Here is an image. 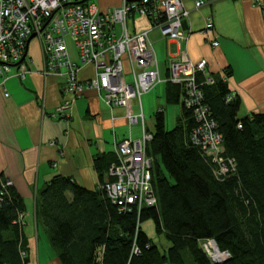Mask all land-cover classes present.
<instances>
[{"label": "trees", "instance_id": "obj_1", "mask_svg": "<svg viewBox=\"0 0 264 264\" xmlns=\"http://www.w3.org/2000/svg\"><path fill=\"white\" fill-rule=\"evenodd\" d=\"M203 74L197 72L196 84L208 119L221 135L223 156L237 164L235 175L216 178L210 158L191 142L198 122L183 102L182 87L165 83L168 90L181 91L180 114L168 130L164 109L157 107L153 113L146 157L152 161L156 206L131 208L124 214L108 201L100 186L107 181L103 176L115 163V153L106 169L100 166L102 159L95 160L99 180L95 190L57 175L37 192V219L61 264H213L201 247L208 240L230 254L219 264H264V114L239 119V99L227 101L232 92L224 78L230 72L208 76L212 84L205 83L208 77ZM3 184L0 264H28L25 205L12 185ZM150 221L169 243L165 254L142 229Z\"/></svg>", "mask_w": 264, "mask_h": 264}, {"label": "crops", "instance_id": "obj_2", "mask_svg": "<svg viewBox=\"0 0 264 264\" xmlns=\"http://www.w3.org/2000/svg\"><path fill=\"white\" fill-rule=\"evenodd\" d=\"M120 4L121 0L94 2L101 11L117 8ZM185 5L192 9L190 1ZM189 16L183 26L188 37L185 42L162 38L157 30L149 33L160 75L168 78V63L175 62L180 53L186 52L193 65L205 63L204 77L230 72L224 79L240 101L239 119L264 114V19L260 10L249 0H217ZM208 16L212 17L215 40L219 42L217 47L210 46L201 36ZM148 27L144 18L131 26L139 30ZM35 46L36 49L30 51L28 44L30 63L25 74L19 76L12 68L1 81L0 182L10 181L24 202V232L30 249L28 264H61L37 219V192L57 175L95 190L99 184L95 160L102 159L100 166L106 169L114 157L113 143L129 137L139 138L142 125L134 133V127L126 123L125 116L139 112L135 100L123 108L110 109L93 90L86 91L71 103L67 117H53L56 108L68 98L62 93L63 79L45 70L42 45L39 42ZM93 76L92 66L84 67L78 73L80 81ZM167 85L155 86L154 95L145 94L149 96L146 99L156 96L164 103L178 104L180 109V89L171 87L173 91L168 90L170 86ZM173 92L177 94L176 103L172 100ZM143 98L141 112L145 116ZM143 125L147 132L153 129L147 128L145 117ZM108 167L104 180L110 179L106 174Z\"/></svg>", "mask_w": 264, "mask_h": 264}, {"label": "built area", "instance_id": "obj_3", "mask_svg": "<svg viewBox=\"0 0 264 264\" xmlns=\"http://www.w3.org/2000/svg\"><path fill=\"white\" fill-rule=\"evenodd\" d=\"M88 1L0 0V85L12 68L19 76L25 74L30 63L26 47L34 35L43 48L45 70L63 79L62 93L68 98L56 108L53 117H67L71 103L90 90L110 109L136 101L139 112L125 119L130 127L141 120L140 137L114 142L116 161L108 168L110 179L100 186L118 212L128 214L131 208L140 210L157 203L150 177L152 161L146 157V143L152 135L145 131L140 102L159 84L170 82L182 87L183 102L193 109L198 122L191 135L192 144L205 151L217 179L233 177L237 164L234 158L223 156L221 135L215 131L216 123L208 119L209 111L195 80L197 72H205V63L195 66L182 52L177 61L168 63L170 75L163 78L148 38L150 32L157 30L170 41H187L182 26L190 13L217 0H121L119 7L107 11ZM189 1L192 9L185 5ZM249 1L264 19V0ZM138 18L149 23L148 29L131 28ZM213 28L212 17L208 16L203 36L210 46L217 47L219 42L211 37ZM89 66L93 67L94 76L80 81L79 70ZM205 83L212 84L213 79L208 77ZM233 96L232 93L227 101ZM3 185L12 184L4 181ZM201 247L217 264L230 256L229 252L218 250L213 240L205 241Z\"/></svg>", "mask_w": 264, "mask_h": 264}, {"label": "rangeland", "instance_id": "obj_4", "mask_svg": "<svg viewBox=\"0 0 264 264\" xmlns=\"http://www.w3.org/2000/svg\"><path fill=\"white\" fill-rule=\"evenodd\" d=\"M95 1L96 0H89L88 2L90 4L94 5ZM137 20H140V19L138 18ZM201 36H203V31H201ZM211 37L213 39H215V36L213 33L211 34ZM203 39H204V41L207 40L204 36H203ZM35 43H39L38 40H35V39L31 40L30 51H33L36 49ZM147 95H154V91H152L151 93H149ZM147 97H149V96L145 95L143 98L145 125H147V128L150 130L153 128V125H154L153 113L155 112V110L158 106H161L162 108H164L166 129H168V130L172 129L175 126V120H176L177 115L179 113L178 112V109H179L178 104L174 106V105H172L173 103H171V104L164 103L160 99H157L156 96H152L148 100L146 99ZM127 116H129V115H127ZM140 124H141V120H140V123L138 125L133 126L134 127V133L140 127ZM142 229L144 232L147 233V236L149 237V239H151L153 242H155L160 253H164V254L167 253L166 251L169 247V243L167 242L164 234L158 235L154 231V224L152 221L142 224ZM31 247L33 249V245Z\"/></svg>", "mask_w": 264, "mask_h": 264}, {"label": "water", "instance_id": "obj_5", "mask_svg": "<svg viewBox=\"0 0 264 264\" xmlns=\"http://www.w3.org/2000/svg\"><path fill=\"white\" fill-rule=\"evenodd\" d=\"M82 2H83V1H82ZM185 22H186V21H185ZM185 22L183 23V26H184ZM33 37H34V35L31 36V37L29 38L28 42H29ZM213 264H217V263H216L215 261H213Z\"/></svg>", "mask_w": 264, "mask_h": 264}, {"label": "bare ground", "instance_id": "obj_6", "mask_svg": "<svg viewBox=\"0 0 264 264\" xmlns=\"http://www.w3.org/2000/svg\"><path fill=\"white\" fill-rule=\"evenodd\" d=\"M34 39V37L31 39V40H33ZM31 40L27 43V47H28V44L31 42ZM26 47V48H27ZM150 134V133H149ZM150 177H151V174H150Z\"/></svg>", "mask_w": 264, "mask_h": 264}]
</instances>
